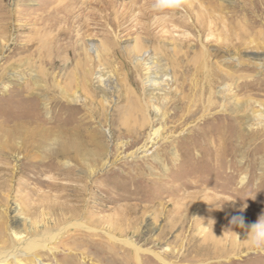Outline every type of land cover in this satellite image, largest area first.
I'll list each match as a JSON object with an SVG mask.
<instances>
[{
    "label": "rangeland",
    "instance_id": "1",
    "mask_svg": "<svg viewBox=\"0 0 264 264\" xmlns=\"http://www.w3.org/2000/svg\"><path fill=\"white\" fill-rule=\"evenodd\" d=\"M59 1L0 0V118L40 119L52 128L77 130L96 145L88 146L79 167L59 158L36 160L28 168L23 153L9 151L7 178H0L7 181L0 220L3 213L9 220L16 207L21 222L36 221V207L44 208L47 225L57 230L64 226L58 224L60 212H48L47 199L61 205L69 198V205H77L84 198L86 215L103 219L102 228L167 260L143 264H264V253L249 249L245 229L229 225L234 216L247 225L264 214V70L256 56L264 54V0H186L182 9L162 12L151 10L152 0H73L71 23L44 30L35 17ZM59 30L61 50L54 53ZM137 42H147L169 67L167 98L153 101L157 111L150 102L147 111L138 106L148 98L141 81L146 69L135 60L143 54L134 51ZM26 44L32 47L21 51ZM182 57L196 64L184 71L187 83L196 86V94L184 99L187 108H200L196 118H181L186 109L180 98L192 93L180 84ZM20 86L36 100L26 110L19 108L23 101L16 102ZM61 89L78 101L55 105ZM175 110L179 117L168 118ZM209 114L216 117L203 118ZM67 165L74 171L67 173ZM85 184L88 193L81 198ZM120 214L127 216L123 225L117 223ZM73 238L49 243L56 257L37 248L21 261L36 264L37 254L42 264H71L66 258L74 255L92 264L93 254L64 250Z\"/></svg>",
    "mask_w": 264,
    "mask_h": 264
},
{
    "label": "bare ground",
    "instance_id": "2",
    "mask_svg": "<svg viewBox=\"0 0 264 264\" xmlns=\"http://www.w3.org/2000/svg\"><path fill=\"white\" fill-rule=\"evenodd\" d=\"M82 2H85V1L82 0ZM71 3H73V0H68V1L60 0L59 5H56L50 8L49 10L45 9L43 11L45 13H42L41 15H37L35 19H38L39 22L41 20L44 30H48V28L55 27L61 21L70 22L73 16H75L74 15L75 13L73 12L74 9L73 8L72 10L70 9V7L72 6V5L70 6ZM60 13H62L63 16H60L59 15ZM114 13L116 14L117 10L114 11ZM26 14L32 17V14L30 12H27ZM141 15H143L144 18L149 17V14L145 12ZM116 16L117 18L119 17V15H116ZM83 25L84 27L86 26L85 22L83 23ZM144 27L147 30V32L150 34L153 26L146 25ZM63 33H64L63 31L59 30V32L55 34V37L53 36L54 37L53 43L55 44L54 53H59L58 51L61 50L60 47L57 45L63 40L61 39V35H63ZM84 45H85V42H84ZM31 47H32L31 45L26 44L24 46H21V51L29 50ZM64 47L67 48L66 46ZM44 48H45V44H44ZM133 48L135 52L142 51L143 54L136 55L135 60L137 62L138 61L141 62V64L146 69L145 75L141 76V79H142L141 81L144 85V96L148 98V101L145 99L146 101L144 102L142 101V104H139L138 106L140 109H144L145 111H147L149 107L148 103L150 102L151 104L150 106L153 107V110L155 109L157 111V109L159 108L155 106L153 101L159 97L166 99L167 97L165 96V94H168L166 91H165L166 93H163L164 85L169 84V81H170L168 64L167 62H163L162 59L158 58V56H156L158 54H152V52L150 51V48H148L147 42H141V43L137 42L133 46ZM62 50L64 51L65 49H62ZM88 52L89 51H86L87 54ZM86 53H84V55ZM256 56L258 59L257 61H258L259 68L261 70H264V54H258V55L256 54ZM156 58L157 60H155ZM224 59H227V57ZM178 63H180L182 66V70L177 69V71H179V79L181 78L182 80L180 84L182 85V87H185V88L188 86L192 92L191 94L190 93L185 94L183 98L182 97L180 98V102L183 104L182 109H186V111L181 115V118H196L198 112L200 111V108L199 107L196 109H192L190 107L187 108V106L185 105L186 103L184 101L185 98H190L189 96L196 94V91L193 92V89L196 88L195 83L194 84H192L193 82L191 84L187 83L188 82L187 77H184V71L186 70L189 71L190 69L195 67L196 64H195V61H193L194 63L193 65H190V62L184 63V57H182V59L180 58ZM56 64L57 63H55V61L51 63L53 67ZM180 64H177V65H180ZM215 75L219 77L225 76L223 72H216ZM99 78H100V81L104 80L102 77H99ZM68 82H71V81H68ZM72 84L73 83H71V85ZM244 85L245 83H241L240 85H238V87L240 86L241 88ZM53 86L55 90L57 87L59 88V85L56 83H53ZM226 86L227 84L221 87L218 91H216L217 95H221L223 93V90L226 88ZM27 89H28L27 86H20L19 89L16 90L17 92L16 102L23 101V103L19 106L20 110H23V109L26 110L28 107L34 106L36 104V100L32 93L30 92H28L27 94L24 93ZM65 89H61L62 90L61 96H59L58 94L56 95L55 100H54L55 105L60 106L61 104H65L66 101L68 102L78 101L77 96L70 97V93ZM71 91H72V88H71ZM178 114H179L178 111L175 110L173 113H168L167 117L175 118ZM229 116L232 118H236L233 115H229ZM256 116L261 117L262 113H258ZM215 117H216L215 115H211V114L203 116V118H215ZM90 144L96 145L93 138L87 137L86 135L81 134L79 131L77 130L73 131L69 128H66V129L52 128L51 126L48 125V122L42 121L40 119L0 118V178L2 179L7 178L8 173L3 172V171L7 168L6 165L8 163V159L10 158L8 154L9 151H12L15 153H23L25 158H27V163L29 165L28 168H31L32 166H34L36 164V160H39V162H42V163H46L48 161H52L53 159H59V158L61 160L63 158L72 159L78 166V165H81L82 161H85L86 155L89 152L88 146ZM65 169L67 173L74 171V167L71 165H67ZM88 176L89 174L85 173L82 179L86 180ZM6 186H7L6 180L0 182V203L3 200L1 190H4ZM61 188L63 190L65 189V187L63 186H61ZM80 189L82 191V192L79 191L81 194L80 197L82 198V196L84 197L88 193L87 184H85V186L84 185L80 186ZM30 196H31V193H30ZM68 196H71V194ZM28 200H31V197ZM70 201L72 200L68 198L64 203L59 205L58 203H56V200L53 201V200L47 199V204L45 208L48 210V212H53V213L60 212L59 216L61 218L58 221V224L60 226L61 225H64V226H61V228H58L57 230H54L50 225H47L48 220H46L47 219L46 216L48 215V213L46 210H44V208L43 210H41V209H37L36 207V213L38 215V218H40L39 220H36V221H33L32 219L30 220L26 219V220H23V222H21L19 218L20 217L19 212L21 211L20 210L21 208L15 207L9 210L10 211V217H9L10 222L8 219H5V216H4L5 213H3V215L1 216V220H0V264H8L10 260H13V262H16L17 264H27V263H23L21 261L22 260L21 258L26 254L27 255L31 254L32 253L31 251H34L37 248L40 249V251L43 252V254H45L46 256L54 255L51 251L52 247H49V243L51 241L57 240L58 238L63 239V240L71 239L75 235H78V237L73 238L70 243L68 242L66 246L63 247L64 250L77 249V251L81 250L78 252L93 254L92 264H143L144 259H150V258H154L160 262H167V260L164 258L162 254L155 252V251H149V250L143 249L135 241L130 240L125 237L118 236L115 232H113L114 230L110 231L108 230V228H102L103 219L101 220L100 217L94 218L90 215H86V213L89 212V205H88L87 200H85L84 198L83 200L78 201L80 202V204H77V205H69ZM27 211L30 212L31 208L28 209ZM67 213H70V214L67 216ZM120 216L121 217L118 219L117 223H119V225H123L124 224L123 221L126 220L127 216L125 214H120ZM42 221H44V225H43L44 229L39 230L37 227H40L41 223H43ZM19 226H21V228ZM115 244L120 245L122 250L114 246ZM214 245H212L211 247L210 246L208 247L213 248ZM199 250L201 251V249ZM145 252H148L149 254H145ZM33 257H35V262H37L38 264L40 263L42 264V259L39 256H37V254H34ZM76 257H74V255H68V258L66 259L69 260L71 264H85V263H82L81 261L77 262L78 259H76ZM56 260H58V258ZM59 262H62V261H59ZM61 264H64V263H61Z\"/></svg>",
    "mask_w": 264,
    "mask_h": 264
},
{
    "label": "clouds",
    "instance_id": "3",
    "mask_svg": "<svg viewBox=\"0 0 264 264\" xmlns=\"http://www.w3.org/2000/svg\"><path fill=\"white\" fill-rule=\"evenodd\" d=\"M186 3V0H152L151 10L162 12L164 10H179ZM231 227L245 229L247 233V244L251 251L264 253V214L258 217L257 221L245 224L242 216H234L229 221Z\"/></svg>",
    "mask_w": 264,
    "mask_h": 264
}]
</instances>
